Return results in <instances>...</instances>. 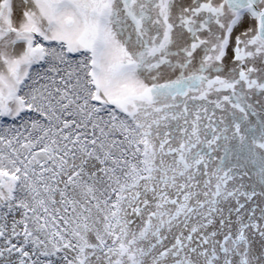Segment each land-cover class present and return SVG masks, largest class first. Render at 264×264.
<instances>
[{
  "label": "snow or ice",
  "instance_id": "obj_1",
  "mask_svg": "<svg viewBox=\"0 0 264 264\" xmlns=\"http://www.w3.org/2000/svg\"><path fill=\"white\" fill-rule=\"evenodd\" d=\"M0 264H264V0H0Z\"/></svg>",
  "mask_w": 264,
  "mask_h": 264
}]
</instances>
